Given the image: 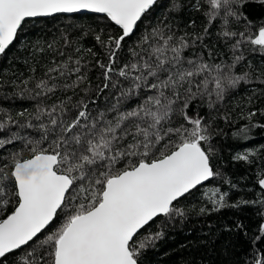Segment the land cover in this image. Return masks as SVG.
I'll list each match as a JSON object with an SVG mask.
<instances>
[{
    "label": "snow or ice",
    "instance_id": "1",
    "mask_svg": "<svg viewBox=\"0 0 264 264\" xmlns=\"http://www.w3.org/2000/svg\"><path fill=\"white\" fill-rule=\"evenodd\" d=\"M254 2L264 5L192 0L191 9L203 13L207 26L204 35L189 39L177 35L167 18L140 31L163 7L160 0H0V55L37 18L87 11L119 29L106 39L95 37L107 49V63L96 61L102 85L91 87L80 58L53 60L43 76L21 82L26 89L33 84L34 109L17 113L20 119L8 112L0 118V264H143V253L163 238L164 227L186 218L179 201L220 175L212 164L211 126L199 112H189L201 105L218 110L230 90L248 82L249 72H235L246 49L264 56V22L246 14ZM183 7L171 0L169 12ZM212 26L232 53L230 62L217 63L212 51L185 54L197 43L207 47L203 41ZM26 51L38 67L44 48ZM58 92L73 95L61 98ZM255 115L249 112L248 119ZM248 130L236 135L247 138ZM258 184L264 190V175ZM227 196L216 189L208 197L212 209L200 213L264 207V198L229 204ZM154 224L157 231H148ZM234 231L249 247L241 259L235 258ZM223 233L216 238L221 264H264V223L252 237L239 223Z\"/></svg>",
    "mask_w": 264,
    "mask_h": 264
},
{
    "label": "trees",
    "instance_id": "2",
    "mask_svg": "<svg viewBox=\"0 0 264 264\" xmlns=\"http://www.w3.org/2000/svg\"><path fill=\"white\" fill-rule=\"evenodd\" d=\"M184 5L178 12H169L171 0H160L163 7L159 8L151 21H145L140 26V31L157 21L165 20L171 23L172 29L177 35L188 34L189 39L196 35H204L207 26L202 12L197 13L191 9L192 0H179ZM246 14L255 23L264 22V5L258 2L251 3ZM243 30V25L238 26ZM119 31L115 26L106 23L102 16L97 15H57L49 18L29 20L23 31L19 34V40L14 46L0 55V118L4 112L16 117V114L28 109L32 111L36 101L31 99L29 91L21 83L30 76L41 77L46 68L52 63L62 62L67 57L80 58L88 67L87 76L91 87L96 88L103 83L102 70L96 65L99 60L107 63V49L99 44L95 37L101 35L106 39ZM218 26L209 28V34L205 36L203 47L199 43L190 48L186 55L192 51H209L216 53L218 63L220 59L231 61L232 53L217 37ZM255 31V29H253ZM140 33L138 32L137 35ZM135 39V38H134ZM65 40L68 43H65ZM51 44L52 47L48 48ZM37 45L44 48L43 53L37 54L41 60L37 67L31 61L26 49H34ZM132 42H129L131 47ZM250 47V46H249ZM79 49V52L76 50ZM91 49V52L88 50ZM63 52L62 56L60 53ZM245 61L237 65L236 74L249 72L248 82H241L235 89L230 90L218 110H209L206 105L190 109L189 114L199 112L211 126L213 133L212 144L215 152L212 164L220 175L200 186L194 193L182 198L178 207L187 213L185 219L177 218L164 227V236L158 240L154 247L147 249L143 255V264H221L224 257L220 254V243L216 241L219 236L223 239L225 227L235 229L239 223L244 226L248 237L256 234L264 218L259 213H264V207L257 205H242L239 208L226 207L219 212L209 211L200 213L201 208L211 210L213 205L208 197L213 191L228 193L227 202L237 203L241 200H257L264 198V190L259 187L258 180L264 175V56L257 52L245 50ZM207 58V56H205ZM251 62V67H249ZM31 67H36L35 73ZM74 80L75 77L73 76ZM71 83V80L68 81ZM84 87V85H81ZM23 93V95H21ZM72 96V92H58L57 96ZM79 97L73 96V99ZM104 103L103 98L98 101ZM45 103H52L51 100ZM256 115L248 119V113ZM224 116L228 119L225 120ZM20 119L19 117H16ZM180 119L177 118V123ZM247 127V138L236 135L238 130ZM9 151L15 150L8 146ZM255 152L248 161L236 160L237 154ZM148 231H157V225H152ZM148 232L144 231L143 235ZM232 237L238 239V250L235 258L241 259L249 251L246 239L238 232H233ZM142 238V237H141ZM213 241H216L213 244Z\"/></svg>",
    "mask_w": 264,
    "mask_h": 264
},
{
    "label": "water",
    "instance_id": "3",
    "mask_svg": "<svg viewBox=\"0 0 264 264\" xmlns=\"http://www.w3.org/2000/svg\"><path fill=\"white\" fill-rule=\"evenodd\" d=\"M86 14H91V15H97V16H102L101 14H94V13H90V12H87V11H82L80 13H74V14H58V15H63V16H73V15H86ZM57 16V15H56ZM45 18H49V17H45ZM37 19H40V18H37ZM44 19V18H42ZM211 180L205 182L203 185L201 186H204L206 184H208ZM200 186H198L199 188Z\"/></svg>",
    "mask_w": 264,
    "mask_h": 264
}]
</instances>
